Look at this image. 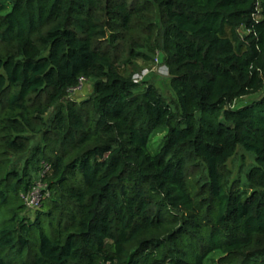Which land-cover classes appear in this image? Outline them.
<instances>
[{"label":"trees","instance_id":"16d2710c","mask_svg":"<svg viewBox=\"0 0 264 264\" xmlns=\"http://www.w3.org/2000/svg\"><path fill=\"white\" fill-rule=\"evenodd\" d=\"M0 264H264V0H0Z\"/></svg>","mask_w":264,"mask_h":264},{"label":"rangeland","instance_id":"374dc122","mask_svg":"<svg viewBox=\"0 0 264 264\" xmlns=\"http://www.w3.org/2000/svg\"><path fill=\"white\" fill-rule=\"evenodd\" d=\"M242 35H246L247 32L242 30ZM166 56L162 53H157L155 59L153 62L149 64H143L139 63L138 67L132 71L133 74V81L138 82V84L143 85L142 88L146 86V84H153L162 94V96L173 106H175V102L177 101L176 94L174 90L171 87V76H170V70L166 63ZM94 82L93 81H87L84 83L80 89H77L75 91H72V93L69 94L70 100H76L81 101L86 98H88L91 95V92L93 90ZM262 95H256L252 98H247L241 103H237L235 106L236 108H239L241 106L250 105L253 102H256ZM54 109L51 110L49 116L54 115ZM167 133V130H165L162 133H159L158 135L154 136L149 144V150L151 152H157L159 148H161L162 140L165 134ZM243 152H241L236 158L230 161L229 167L232 170L234 174V180L238 179L239 177H244V172L246 170L245 167H243ZM246 157V166L249 167L252 164V161L248 155H245ZM34 213H29L28 215L33 218Z\"/></svg>","mask_w":264,"mask_h":264},{"label":"built area","instance_id":"2783aa9c","mask_svg":"<svg viewBox=\"0 0 264 264\" xmlns=\"http://www.w3.org/2000/svg\"><path fill=\"white\" fill-rule=\"evenodd\" d=\"M86 82H87L86 79H81L79 86L73 89L72 91L80 89V87H82L84 83ZM50 173H51V167L46 166L40 178L36 182V185L32 189V191L25 197V202H26L29 213H36L38 210H40L42 207L43 201L51 196L50 191L48 190L47 184L44 183V179Z\"/></svg>","mask_w":264,"mask_h":264}]
</instances>
